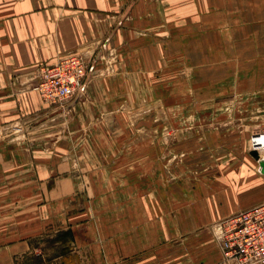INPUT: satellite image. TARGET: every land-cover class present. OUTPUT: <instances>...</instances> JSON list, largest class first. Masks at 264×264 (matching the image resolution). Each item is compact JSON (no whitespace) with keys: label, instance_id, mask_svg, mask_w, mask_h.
<instances>
[{"label":"crops","instance_id":"1","mask_svg":"<svg viewBox=\"0 0 264 264\" xmlns=\"http://www.w3.org/2000/svg\"><path fill=\"white\" fill-rule=\"evenodd\" d=\"M47 1L0 0V264H239L212 228L264 202V0ZM127 2L114 77L46 104L39 66ZM138 102L164 113L121 127Z\"/></svg>","mask_w":264,"mask_h":264},{"label":"built area","instance_id":"2","mask_svg":"<svg viewBox=\"0 0 264 264\" xmlns=\"http://www.w3.org/2000/svg\"><path fill=\"white\" fill-rule=\"evenodd\" d=\"M84 51H70L53 63L37 69L31 89L39 93L46 104L65 109L83 99L90 62ZM1 102V97H0ZM249 150L264 156V131L255 132ZM212 228L227 258L239 264H264V202L242 209L216 222Z\"/></svg>","mask_w":264,"mask_h":264},{"label":"rangeland","instance_id":"3","mask_svg":"<svg viewBox=\"0 0 264 264\" xmlns=\"http://www.w3.org/2000/svg\"><path fill=\"white\" fill-rule=\"evenodd\" d=\"M36 1L38 3V6H39L38 11H40V13L44 12V14L47 10L46 7H48V5H49V8L57 6V5H54V3L52 1H51L52 4H50V2H48L47 0H36ZM56 1L57 0H55V2ZM156 1H159V0H156ZM46 3H47V5H46ZM60 4H62V3H59V5ZM128 4L129 3L127 2L124 6H122V10L119 12H114V13L107 12V14L105 15L106 17L102 16V18L99 20L101 21V23L105 22L102 24V26H107L108 29L106 30V27H105L104 34L100 38L97 37L96 40L89 42V44H90L89 48H87V47L81 48L84 52L87 53V55H88L87 59L90 62V66H89V70H88V73L86 76L85 83L88 82L90 79L91 80H93V79L97 80V79H101L102 77H104V78L114 77L116 70H117L116 69L117 64L120 66V64H121L120 58L122 57L120 54L121 52L117 48L118 46L115 47L114 42H112L111 40L113 39L117 30L123 26L122 23L126 19H128V17H129L128 11H130L129 10L130 6H128ZM45 5H46V7H45ZM111 21L114 22V24ZM120 22H121V25L117 28V26ZM109 24H111V27ZM98 29H100V28H98ZM113 31H114V35L111 36ZM118 37H120V36H118ZM105 45L107 46L106 49H105ZM98 54H101V55H100L99 59L97 60ZM97 63H100L101 67H100V70H98L96 72L95 71V67H96L95 65ZM127 108H128V111H130V112L127 111ZM163 108L164 107H162V106L153 105V104H150V106H149L147 104H144L143 102H138V104H136L134 108H133V106H130V105H129V107H127L125 104V106H123V108H121V109L126 111V112H122V111L120 112V113H124L123 114L124 117L120 116L121 118H123V120L122 119L121 120L117 119V120L119 121L120 126L125 128L129 125L131 126V124L133 123L132 121L133 120L136 121L135 118H137L138 115L146 114V113H150V112H152V113L157 112L158 113L161 111H162L161 113H164ZM108 109L109 108H107L106 110H108ZM110 118L111 117L108 118L109 120L106 119V121H104V122L106 123V125H110L111 128H115V125H114L115 123L112 122V120L110 121ZM113 120H114V118H113ZM141 123H143V122H141ZM148 123H150V122H148ZM167 123H169V122L167 121ZM67 143H68V141L66 143H64L63 145H67ZM168 164L170 165V163H168ZM167 169H168V172L170 173V176L166 177V178L169 180V179L173 178L174 172L173 171L170 172V170H171L170 166ZM214 238L217 240L216 236ZM217 242H218V240H217Z\"/></svg>","mask_w":264,"mask_h":264},{"label":"water","instance_id":"4","mask_svg":"<svg viewBox=\"0 0 264 264\" xmlns=\"http://www.w3.org/2000/svg\"><path fill=\"white\" fill-rule=\"evenodd\" d=\"M121 25V22L118 24L117 28ZM114 35V31L112 32L111 36ZM111 38V37H110ZM109 38V39H110ZM109 41V40H108ZM107 48V46L105 45V49ZM101 54H98L97 56V60L99 59ZM84 87H86V83L84 84ZM82 97V95H80V97L76 100V102ZM250 154L260 163V171L262 173H264V156L260 155V153L257 150H251Z\"/></svg>","mask_w":264,"mask_h":264},{"label":"bare ground","instance_id":"5","mask_svg":"<svg viewBox=\"0 0 264 264\" xmlns=\"http://www.w3.org/2000/svg\"><path fill=\"white\" fill-rule=\"evenodd\" d=\"M214 227V226H213ZM215 235V234H214ZM237 262V261H236ZM238 263V262H237Z\"/></svg>","mask_w":264,"mask_h":264}]
</instances>
